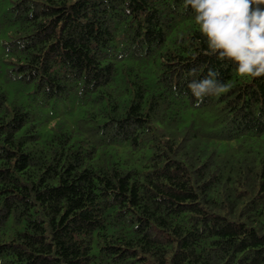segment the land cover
<instances>
[{
	"label": "trees",
	"instance_id": "trees-1",
	"mask_svg": "<svg viewBox=\"0 0 264 264\" xmlns=\"http://www.w3.org/2000/svg\"><path fill=\"white\" fill-rule=\"evenodd\" d=\"M193 17L0 0V264H264V77ZM209 68L232 87L197 106Z\"/></svg>",
	"mask_w": 264,
	"mask_h": 264
},
{
	"label": "clouds",
	"instance_id": "clouds-1",
	"mask_svg": "<svg viewBox=\"0 0 264 264\" xmlns=\"http://www.w3.org/2000/svg\"><path fill=\"white\" fill-rule=\"evenodd\" d=\"M191 9L194 23L206 38V55L235 67L241 78L264 77V0H183ZM196 69L189 72L196 75ZM212 68L202 79L191 80L187 87L197 106L206 96L227 93L232 84L221 81Z\"/></svg>",
	"mask_w": 264,
	"mask_h": 264
}]
</instances>
